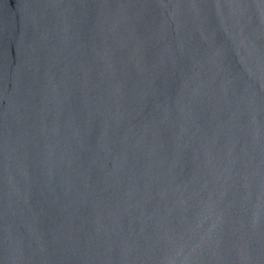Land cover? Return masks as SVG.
Returning a JSON list of instances; mask_svg holds the SVG:
<instances>
[{
	"label": "water",
	"instance_id": "obj_1",
	"mask_svg": "<svg viewBox=\"0 0 264 264\" xmlns=\"http://www.w3.org/2000/svg\"><path fill=\"white\" fill-rule=\"evenodd\" d=\"M0 264H264V0H0Z\"/></svg>",
	"mask_w": 264,
	"mask_h": 264
}]
</instances>
